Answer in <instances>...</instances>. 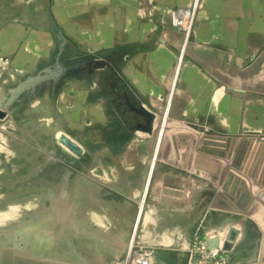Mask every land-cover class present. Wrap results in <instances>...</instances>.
I'll list each match as a JSON object with an SVG mask.
<instances>
[{
	"label": "rangeland",
	"instance_id": "374dc122",
	"mask_svg": "<svg viewBox=\"0 0 264 264\" xmlns=\"http://www.w3.org/2000/svg\"><path fill=\"white\" fill-rule=\"evenodd\" d=\"M209 1L0 0V264L264 263L262 214L235 209L210 179L191 193L201 209L142 220L150 236L177 220L186 242L136 239L157 162L195 174L171 161L166 137L187 124L170 111L183 54L204 52L194 29ZM149 157L142 203L127 208L121 176L139 182Z\"/></svg>",
	"mask_w": 264,
	"mask_h": 264
},
{
	"label": "crops",
	"instance_id": "0c3cea01",
	"mask_svg": "<svg viewBox=\"0 0 264 264\" xmlns=\"http://www.w3.org/2000/svg\"><path fill=\"white\" fill-rule=\"evenodd\" d=\"M249 1L252 2L251 9H249ZM209 2L208 9L202 12L194 29V36L202 42L204 52L187 60L183 54L176 84L177 96L182 102L176 111H170L171 118L192 127L193 135L197 136L200 142L205 135L240 139L256 138L257 133L264 130V0ZM164 26L165 30L178 29L176 24L171 27ZM152 140L151 148H154V145L156 148L155 140L153 138ZM151 158L142 159L145 165L139 182H132L125 174L121 176V180L129 189L127 196L121 198L124 205H128L127 208L134 206L139 200L142 203ZM123 160L132 162L128 155ZM163 162L165 161L157 162V171L154 172L155 177L146 197L143 210L145 213L142 212L139 223L141 228L136 239L153 242L166 240L186 242L187 236L184 230L176 227L179 225L177 220L163 225L167 229L162 227V231L161 229H156V233L152 231L151 236L149 235L151 230L146 232L143 228L146 224H142V220L146 219L150 224L149 222L158 216L156 215L158 210L161 212L164 210V213L167 210L169 217L177 219L180 213L188 215L189 210L201 209L195 198L191 196L192 191L203 185L212 189L214 185L212 181L196 173H190L189 175L192 176L190 178L187 176L181 178L177 173L166 172ZM132 167L134 165L131 163L127 168ZM168 177L178 178V184H186V195L181 197L179 203L165 202L161 198ZM200 183L201 186H198ZM179 188L184 190V187L179 186ZM127 213L129 218L133 219L136 216L138 218L139 215V213L133 214L128 209ZM165 232L170 233L169 237H160L159 234ZM132 233L133 227L129 239ZM173 247L175 249L176 246Z\"/></svg>",
	"mask_w": 264,
	"mask_h": 264
},
{
	"label": "water",
	"instance_id": "95a60500",
	"mask_svg": "<svg viewBox=\"0 0 264 264\" xmlns=\"http://www.w3.org/2000/svg\"><path fill=\"white\" fill-rule=\"evenodd\" d=\"M1 114V113H0ZM147 120L141 129L151 131L153 128V115L146 113ZM64 142L72 147L75 151H80L73 143L64 138ZM196 138L189 135L184 138L182 160L186 165H191V159L194 153ZM237 138L226 136H209L205 135L202 140L201 152H207L213 155L231 156V149L237 144V151L232 159L231 170L227 173L222 189L223 194L233 202H242L249 199V183L260 185L264 182V141L257 138L242 137L237 143ZM228 147V151H226ZM190 152V153H189ZM198 152L196 155L197 169L203 172L204 177L216 182L217 176L214 172L219 168V161ZM190 154L187 161V154ZM178 178L168 177L162 189V200L165 202H181L182 193L179 191Z\"/></svg>",
	"mask_w": 264,
	"mask_h": 264
},
{
	"label": "bare ground",
	"instance_id": "6f19581e",
	"mask_svg": "<svg viewBox=\"0 0 264 264\" xmlns=\"http://www.w3.org/2000/svg\"><path fill=\"white\" fill-rule=\"evenodd\" d=\"M173 126H171V127H173ZM171 132L172 133L170 134V138L167 139V137H166V141L168 140L167 142H168V144H170V146H169L170 147L169 158L170 157L172 158L171 161H173V162H177L178 161V162L181 163V166L183 168H186L188 170H193V172H195L196 174H199L202 177H204L203 172H201L200 169H197V165H196V162H195L196 155H197L198 152H201L200 148L202 147L201 145H203V144H202V142H200V140L198 139L197 136L193 135L192 127H190L187 124H182V125H178V126L175 125V127L172 128ZM181 133H185V134H181ZM189 135H193L196 138L197 142L194 145L195 147H194L193 157L191 159V165H186L185 166V162L182 160V154L180 152L181 151L183 152V149L181 148V146H183L182 142L184 141V138L189 136ZM239 140H240V138H237V142ZM234 147H235L234 149L233 148L231 149V156L230 157H223V155H213V154H210V153H207V152H201V153H203L205 155H208L211 158H214V159L219 161V168H218V170H216L214 172V175L217 176L218 180L216 182H214V183H218L220 181V185L223 186L225 177H226L227 173L231 170V167H232L231 163H232V159H233V157H234V155L236 154V151H237V144H235ZM228 150L229 149L227 147L226 151H228ZM189 153L187 154V161H188V158L190 156ZM220 170L222 171V174H221ZM248 189H249L248 193H249L250 197H249V199L246 202L245 201L233 202V201L229 200L223 194L222 187L220 188V193L219 194H220V196L227 198L229 200V203L235 209H239V210L241 209L242 211H245L247 213L249 211H251L252 217H254V218L257 217L259 213H261L262 217L264 219V182L262 184H260V185H256L254 183H249V188ZM260 249L261 248L259 247V249L257 251L258 253H259V251H261Z\"/></svg>",
	"mask_w": 264,
	"mask_h": 264
},
{
	"label": "built area",
	"instance_id": "2783aa9c",
	"mask_svg": "<svg viewBox=\"0 0 264 264\" xmlns=\"http://www.w3.org/2000/svg\"><path fill=\"white\" fill-rule=\"evenodd\" d=\"M202 248H204V247H202ZM204 250H206L209 257H211V258L216 257V254H217L216 251H212L211 249L207 250L206 248H204ZM147 258H148L147 255H141V257H139V259H138V263L139 264H149Z\"/></svg>",
	"mask_w": 264,
	"mask_h": 264
}]
</instances>
